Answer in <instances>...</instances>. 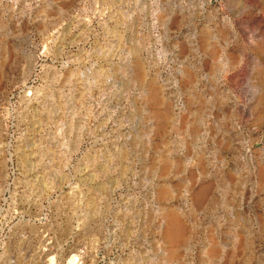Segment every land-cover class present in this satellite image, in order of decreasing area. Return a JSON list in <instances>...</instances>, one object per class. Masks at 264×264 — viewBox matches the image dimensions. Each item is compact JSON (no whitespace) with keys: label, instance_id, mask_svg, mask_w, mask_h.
Segmentation results:
<instances>
[{"label":"rangeland","instance_id":"1","mask_svg":"<svg viewBox=\"0 0 264 264\" xmlns=\"http://www.w3.org/2000/svg\"><path fill=\"white\" fill-rule=\"evenodd\" d=\"M0 264H264V0H0Z\"/></svg>","mask_w":264,"mask_h":264},{"label":"water","instance_id":"2","mask_svg":"<svg viewBox=\"0 0 264 264\" xmlns=\"http://www.w3.org/2000/svg\"><path fill=\"white\" fill-rule=\"evenodd\" d=\"M31 75V74H30ZM9 155H10V158H11V161H12V154L9 152Z\"/></svg>","mask_w":264,"mask_h":264}]
</instances>
